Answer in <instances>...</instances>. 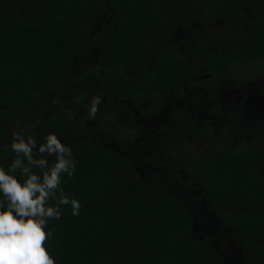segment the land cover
I'll return each instance as SVG.
<instances>
[{
    "label": "trees",
    "instance_id": "trees-1",
    "mask_svg": "<svg viewBox=\"0 0 264 264\" xmlns=\"http://www.w3.org/2000/svg\"><path fill=\"white\" fill-rule=\"evenodd\" d=\"M172 5L173 0H0V142L7 137L4 128L32 137L30 103L70 95V105L82 104L86 96L74 89L86 79L102 86L109 103L132 101L147 120L160 114L170 93L182 96V87L199 80L202 69L210 78L198 87L212 98L220 81L264 62V0H204L202 17L230 29L208 30L185 51L165 49L158 40ZM90 44L97 49L95 61L78 73ZM115 116L106 115L101 128L126 142L130 134ZM45 129L66 139L74 122L59 113ZM193 138L210 150L186 168L187 179L199 185L200 200L214 209L221 229L235 233L246 264H264V137L212 148L213 128L205 125ZM67 147L75 170L62 176L61 187L81 208L73 216L69 206H60V219H50L44 229L51 233L43 246L54 264H225L209 237L192 239L187 202L174 199L170 187L142 182L123 148L89 139ZM15 158L0 145V167ZM46 159L49 166L55 162L54 156ZM171 180L184 185L176 174Z\"/></svg>",
    "mask_w": 264,
    "mask_h": 264
},
{
    "label": "rangeland",
    "instance_id": "rangeland-1",
    "mask_svg": "<svg viewBox=\"0 0 264 264\" xmlns=\"http://www.w3.org/2000/svg\"><path fill=\"white\" fill-rule=\"evenodd\" d=\"M203 2L173 0L170 22L158 36L163 48L178 46L179 51H185L194 39L208 30L223 33L230 29L223 22L204 19L199 6ZM101 25L102 18L92 27V35L97 36ZM96 56V46L90 44L79 61L77 72L81 73L92 65ZM202 70L199 80L183 87L182 96L176 93L168 95L165 110L150 123L140 121L139 108L132 101L109 103L102 86L95 80L86 79L74 89L86 96V100L78 106L70 105V95L61 99L45 97L30 103L33 117L27 128L32 131V138L37 144H41L48 134L45 129L48 118L65 113L74 122V133L60 139L66 147L79 139H89L100 141L114 150L123 148L142 182L170 187L174 199L187 202L193 223L192 239L209 237L225 264H246L235 233L221 229L214 209L200 200L199 185L188 182L186 168L195 159L206 156L210 149L206 141L194 140L193 132L198 127L209 125L213 128L212 148L233 147L242 140L254 142L264 137V62L246 66L240 74L220 81L215 101L207 99V92L198 87L200 81L210 78ZM97 97L100 99L98 110L94 118H89V107ZM216 104L220 115L215 111ZM111 113H115L118 123L132 134L129 141L122 142L119 137L102 130L104 117ZM4 130L7 137L0 145L11 150L12 134L23 135L10 128ZM49 157L46 155V158ZM174 174L179 176L183 186L172 183L171 176Z\"/></svg>",
    "mask_w": 264,
    "mask_h": 264
},
{
    "label": "clouds",
    "instance_id": "clouds-1",
    "mask_svg": "<svg viewBox=\"0 0 264 264\" xmlns=\"http://www.w3.org/2000/svg\"><path fill=\"white\" fill-rule=\"evenodd\" d=\"M99 103V97L92 101L89 118L95 117ZM12 135L16 158L7 168L0 167V264H54L43 246L51 235L44 229L50 219H60V206H69L73 216L81 208L61 187L62 176L71 177L75 170L72 151L53 133L41 144ZM34 149L40 158L34 157ZM46 155L55 157L51 166Z\"/></svg>",
    "mask_w": 264,
    "mask_h": 264
},
{
    "label": "flooded vegetation",
    "instance_id": "flooded-vegetation-1",
    "mask_svg": "<svg viewBox=\"0 0 264 264\" xmlns=\"http://www.w3.org/2000/svg\"><path fill=\"white\" fill-rule=\"evenodd\" d=\"M186 86V85H185ZM184 87V86H183ZM183 87H182V89H183ZM206 92V91H205ZM216 92V91H215ZM171 94V93H170ZM177 95H179V96H181L180 94H178V93H176ZM208 95H207V93H206V98L207 99H209V100H213V101H215V98H216V93H214L212 96V98H208L207 97ZM165 108H166V102H165V107H164V109H162L161 110V112H160V114L157 116V117H155V118H150V119H147V120H142V119H140L139 118V115H138V118L140 119V121H142V122H145V123H150V122H153V121H156L160 116H161V114H162V112L165 110ZM215 111L220 115V111H219V106L216 104L215 105ZM115 114V113H114ZM116 115V114H115ZM115 119H116V116H115ZM117 121V120H116ZM118 122V121H117ZM120 125V124H119ZM128 132V131H127ZM194 133V132H193ZM129 134H130V137H129V139H128V141L130 140V138L132 137V134L129 132ZM257 141V140H256ZM127 142V141H126ZM251 143V142H250ZM209 147V146H208ZM210 150V149H209ZM208 150V151H209ZM208 151H207V153H208ZM207 155V154H206ZM128 156V155H127ZM129 158V157H128ZM196 160V159H195ZM194 160V161H195ZM193 161V162H194ZM193 164V163H192ZM191 164V165H192ZM191 165L189 166V167H191ZM136 170V169H135ZM137 172V171H136ZM138 174V173H137ZM186 176H187V173H186ZM141 179V178H140ZM188 180V179H187ZM188 182H190L191 183V181L190 180H188ZM192 184H194V183H192ZM203 201H205V200H203Z\"/></svg>",
    "mask_w": 264,
    "mask_h": 264
}]
</instances>
